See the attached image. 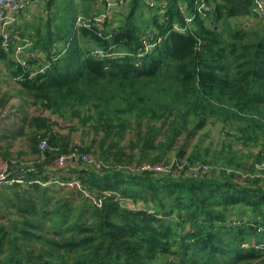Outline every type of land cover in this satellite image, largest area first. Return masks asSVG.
I'll return each mask as SVG.
<instances>
[{"label":"trees","instance_id":"trees-1","mask_svg":"<svg viewBox=\"0 0 264 264\" xmlns=\"http://www.w3.org/2000/svg\"><path fill=\"white\" fill-rule=\"evenodd\" d=\"M130 1L125 19L101 27L77 17L101 13L93 4L105 0H36L18 11L13 33L38 50L32 69L52 59L43 74L30 76L0 38V59L39 110L20 109L0 138L9 170L0 264H264V177L237 171L264 161V22L254 0H165L141 21L142 0ZM78 124L94 133L89 144L72 143ZM209 126L227 139L221 146L202 147ZM20 134L29 150L14 156ZM245 148L258 149L249 166ZM75 151L97 156L59 163Z\"/></svg>","mask_w":264,"mask_h":264},{"label":"rangeland","instance_id":"rangeland-1","mask_svg":"<svg viewBox=\"0 0 264 264\" xmlns=\"http://www.w3.org/2000/svg\"><path fill=\"white\" fill-rule=\"evenodd\" d=\"M36 1V0H35ZM80 1V0H77ZM128 2H131L130 0L127 1V3L121 6H117L116 8H114V10L111 12L110 16L108 17L111 21V24H118L120 22L121 19H125L129 13H130V8H129V4ZM35 3L32 4V6L30 7V11H35ZM158 5H160V7H162L161 12H164L167 2H165V0L160 3L157 2ZM154 7V8H153ZM152 8L149 6V0H142V4L141 6L138 8V13L136 14L137 17L141 16V18L139 19L140 21L143 19H149L151 18V16L153 15L154 10L156 11V4L153 6ZM93 8H96L97 11L101 10L102 12L104 11V9L106 7L102 6L101 3H94L93 4ZM92 9V8H91ZM96 9L91 10L95 11ZM28 10L26 11V18H30L29 13H27ZM160 15V14H159ZM162 18V16H160ZM35 19V18H34ZM33 20V18H32ZM31 20V21H32ZM239 21L241 23H246V26H250V25H254L255 23H257L256 18H247V17H240V18H234V21ZM33 23V22H31ZM148 24L145 25V27H147ZM43 56L44 53H41ZM14 57V55H13ZM46 60V58H45ZM44 60V61H45ZM42 61V63L44 62ZM19 64V63H18ZM10 68H8L7 66H5V62L0 59V101L4 100L6 102V105L4 107H0V113H1V120H0V129H5L6 131H10L11 127L10 125H13L15 123V119L16 116H20L23 117V115H20V109H27L28 111L31 112H38V108H36L35 106H26V100L25 97H23L22 95H20L19 93V89H20V85L15 82V80L10 76ZM56 119L59 122V126L61 125V127H63L65 125V123H68L67 120L62 119V118H58L56 117ZM78 119H75V122H77ZM86 126H83L81 124H78L77 129L73 132V140L72 143L74 142H78L80 144H89L91 139L93 138L94 133L93 132H86L85 131ZM87 129V128H86ZM66 131V129H64ZM206 130H208V137L206 138L204 144H202V147H205L207 145H210V143H212V141L214 140L215 142H217L218 146H221L222 144V140H227L225 137H223L220 133H219V126H209ZM128 139H129V134L127 135V139L125 141H123L122 143H128ZM7 141L4 142V144L6 145ZM193 144H195V142L193 141ZM190 144L187 148V153L184 155V157L182 158L183 161L185 163L186 160H188V157L191 153L192 150H194V145ZM176 146V145H174ZM172 147V149L169 150L167 157L168 158H177L178 157V152L179 150H176L175 147ZM213 147H215L213 145ZM214 150H212L213 152ZM258 149L257 150H251V149H246L245 148V155L243 158L244 161H247L248 166L251 163L255 162V158L257 155ZM89 156L93 159L96 158L97 155H95L93 152H88ZM262 162H257V167L256 170H254L253 173L250 174L249 169H240L237 170L239 171V173H242V178L247 179V177H264V168L262 166ZM136 163H133L132 165L134 166ZM195 167V166H193ZM190 170H193V168ZM219 171V170H218ZM250 174V175H249Z\"/></svg>","mask_w":264,"mask_h":264},{"label":"built area","instance_id":"built-area-1","mask_svg":"<svg viewBox=\"0 0 264 264\" xmlns=\"http://www.w3.org/2000/svg\"><path fill=\"white\" fill-rule=\"evenodd\" d=\"M35 0H0V38L1 46L6 52H13L14 59L24 68V70L31 69L30 76L37 74H43L50 67L52 59L46 58L41 66L36 69H32L29 56L34 55V51L30 49L33 42L29 37H21L18 33H13L14 23L17 21L16 13L22 9H25ZM164 0H149L151 6L158 5L157 2L162 3ZM126 0H105L106 8L103 12L94 14L91 18H84L79 15L77 17V23L91 27L92 25H98L101 27L102 23L110 16L111 12L117 6L125 4ZM201 8H208L204 1L200 4ZM187 5H182V10L187 9ZM254 11L258 14V17L264 22V0H254ZM186 21L190 23L191 18L186 16ZM161 40V38H160ZM159 40V41H160ZM152 46L151 43L147 44V47ZM98 55H104L102 49H97ZM1 119V113H0ZM49 146L46 139L40 143V149L45 150ZM59 163L63 164L66 160H73L82 162L90 161V158L86 154H79L78 152H72L70 154H61L58 158ZM264 168V162L262 163ZM143 169H153L157 171L167 169L164 165H144ZM200 166H195L194 170L198 171ZM9 181V170L7 164L0 168V183Z\"/></svg>","mask_w":264,"mask_h":264},{"label":"crops","instance_id":"crops-1","mask_svg":"<svg viewBox=\"0 0 264 264\" xmlns=\"http://www.w3.org/2000/svg\"><path fill=\"white\" fill-rule=\"evenodd\" d=\"M256 20H257V22L260 21L257 18H256ZM37 52H38V50H36L34 52V55L31 54V56L37 55L38 54ZM11 126L13 127L14 124L13 125H10V127ZM5 132H6L5 129H0V138L3 137V135L5 134ZM1 141H4V140H1ZM27 150H29V149H28L27 140H26L25 135L20 134L17 137H15V139H14V145L12 147V153L14 154V156H17V153L19 151H27ZM28 158H30V156H26V159H28ZM5 164H6V161L0 156V168L2 166H4Z\"/></svg>","mask_w":264,"mask_h":264}]
</instances>
